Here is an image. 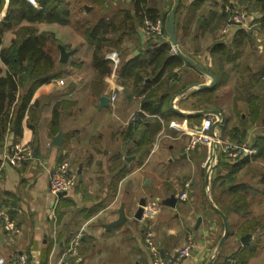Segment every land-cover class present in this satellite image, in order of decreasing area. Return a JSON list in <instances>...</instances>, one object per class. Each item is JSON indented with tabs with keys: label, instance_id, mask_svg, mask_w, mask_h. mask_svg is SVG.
Returning a JSON list of instances; mask_svg holds the SVG:
<instances>
[{
	"label": "crops",
	"instance_id": "crops-1",
	"mask_svg": "<svg viewBox=\"0 0 264 264\" xmlns=\"http://www.w3.org/2000/svg\"><path fill=\"white\" fill-rule=\"evenodd\" d=\"M27 1L37 6L35 0ZM154 1L163 11L168 10L165 29L173 10L178 49L211 75L183 58L184 62L171 70L173 75L166 71L151 85L174 88L164 114L149 113L145 127L135 129L124 125L123 117L139 110L142 96L127 87L114 109L109 102L101 103L106 84L92 66V46L75 29L77 18L66 23L22 19L17 25H30L38 33L52 35L54 40L46 45L55 59L56 74L34 89L21 133L15 134L10 128L0 131V154L6 145L18 142L29 145L33 154L18 166L0 169V264H17L14 256L20 254L26 264H152L145 225L134 217L141 201L145 206L157 202L156 214L145 221L151 223L148 229L164 256L174 255L190 235L191 252L180 264H207L210 258L211 264H237L239 257L244 264H264V218L259 217L264 211V197L246 205L245 210L250 211L247 215L238 214L232 207L225 214L213 200L219 193L213 185L217 176L227 174L233 164L243 160L253 164L257 159L246 154L231 159L205 144L187 151V136H178L168 127L170 120L192 126L211 115L215 135L255 148V138L264 135V0ZM7 4L4 0L0 20ZM112 4L111 8L115 7ZM83 6L85 11L79 16L95 19L101 15L86 13L93 8L91 0ZM230 10L242 11L245 16L227 32L223 27ZM107 16L112 18L114 11H107ZM143 27L142 20L114 49L121 62L139 57L147 48L150 39ZM14 30L3 33L0 48L11 43ZM216 44L224 47L213 50ZM60 45L71 52L65 62L60 61ZM7 72L0 59V76ZM212 78V86L201 87ZM60 79L63 84L58 83ZM210 88L213 96L209 108L198 98L200 90ZM92 113L102 116L92 118ZM160 133L165 139L159 138ZM209 156L212 168L208 174ZM63 160L75 172L76 182L56 198L48 190V180L52 169ZM171 167H176L175 173L183 171V179L189 184L180 191L205 198L198 210L188 208V201L181 199L169 183ZM236 177L237 182L253 185L260 173L244 171L240 175L238 171ZM233 195L225 198V204ZM171 197L175 200L169 202ZM121 211L123 220L112 225ZM210 212L217 223L214 218L206 219L211 218ZM2 214L14 230L5 226ZM225 223L228 235L219 245ZM243 226H248L246 231L241 230ZM78 232L82 235L76 253L67 255L70 240ZM244 235L248 238L242 240Z\"/></svg>",
	"mask_w": 264,
	"mask_h": 264
},
{
	"label": "trees",
	"instance_id": "trees-1",
	"mask_svg": "<svg viewBox=\"0 0 264 264\" xmlns=\"http://www.w3.org/2000/svg\"><path fill=\"white\" fill-rule=\"evenodd\" d=\"M35 1L37 6L27 0H8L6 13L0 20V46L4 31L15 29V36L11 43L0 48V59L8 68V72L4 76H0L1 132L10 128L15 134L21 133L22 119L25 112L29 110L27 105L34 89L56 74L54 71L55 59L46 45L49 41L54 40L52 35L48 32L38 33L37 29L30 25H17L22 19L66 23L75 9L85 11L83 5L86 0H75L72 8L68 7L67 0ZM91 1L93 8L86 13H91V16L95 13L101 15L95 19L83 15L78 16L74 21V26L92 46V66L100 77H104L111 71L110 62L105 58V54L112 51L111 49H118L123 35L133 33L135 27L145 18L152 20L160 18L163 22V31L167 36L164 22L168 10L163 11L154 0H117L113 8H111L113 4L108 0ZM3 3L4 0H0V9ZM107 11L108 13L114 11V16L108 19ZM223 47L224 44H216L213 50ZM183 62V57L171 51L168 39H150L147 48L139 57H133L124 62H121L119 58L116 71L118 81L125 87L124 92L127 87H130L135 95L142 96L139 108L141 111L139 115L142 118L135 126H128L129 128L135 129L144 126L145 118L149 113L164 114L174 88H166L161 83L155 87H151V85L158 83L166 71L173 75L171 72L173 67L181 65ZM147 78L149 79L145 80ZM211 89L213 88L200 90L201 96L198 98L199 101H206V107L209 108L213 96L212 93H209ZM17 94L18 100H16ZM261 116L264 117L263 113ZM55 119L56 117H53V122ZM253 145L256 149V154L253 156L255 159L261 160L262 163L259 167L253 168L251 166L253 164L243 160L233 164L231 171L223 176H217L213 181V185L219 192L218 195L213 196V200L215 199L214 201L218 203L217 206L225 214H227V209L232 207L238 214L247 215L250 211L245 210L246 205L250 204L253 199L259 202L264 197V135L257 136ZM242 168L251 172H259L260 179L253 185L237 182L236 173L240 172ZM238 191L243 193L239 194ZM231 193H234L232 201L225 204V198ZM212 214L213 212L209 213L211 216ZM246 227L248 226H243L241 230L246 231ZM243 260L242 257H239L237 264H244Z\"/></svg>",
	"mask_w": 264,
	"mask_h": 264
},
{
	"label": "built area",
	"instance_id": "built-area-1",
	"mask_svg": "<svg viewBox=\"0 0 264 264\" xmlns=\"http://www.w3.org/2000/svg\"><path fill=\"white\" fill-rule=\"evenodd\" d=\"M29 1L33 2V0ZM108 1H110L111 3H115L117 0ZM244 16L245 14L242 11L239 12L230 10L225 19V25L223 27L224 31L228 32L230 26H232L236 22L241 23ZM143 22V31L148 39L169 40L168 34L166 36L163 31V22L160 18H156L154 20L145 18ZM171 51L176 53L175 48L172 45ZM105 58L109 60L111 66L110 73L106 74L103 77V80L106 84L105 94L109 98L111 108L114 109L118 96L124 92L125 87L118 81L116 71L119 64L118 53L114 50L109 51L105 54ZM58 83L63 84V80L60 79ZM139 113H141L140 109L136 112L131 113L129 117L124 120L123 124L126 126H135L138 120L142 118ZM212 125L213 117L211 115L203 116L199 123L192 126H188L185 123L178 122L177 120H171L168 123V127L175 130L178 133V136H182L183 134L187 136L185 145V149L187 151L194 150L200 145L205 144L213 150L218 149L224 153H227L231 159H235L241 154H246L250 157L256 154V149L254 147H249L244 144L231 143L215 135L212 132ZM214 152L217 151L215 150ZM32 156V148L25 143L18 142L15 144L6 145L0 154V169L6 165L18 166L25 162L27 159L32 158ZM211 164L212 156H209L206 164L208 174L210 173L209 171L212 168ZM75 182V172L72 171L69 162L67 160H63L52 169L50 178L48 180V190L57 198L59 192L70 190ZM185 187L188 188L189 184L186 183ZM186 195L187 191L184 190L179 194V197L181 199H185ZM157 210V202L151 201L148 206H143L141 218H139L138 220L143 221L146 218L152 217L156 214ZM3 216H5L3 220L5 226L10 230H14V228L12 227V223L8 219V217L5 214H2V217ZM81 235L82 234L78 232L72 237L66 251L67 255H74L76 253ZM145 240L149 245L152 254V264H180L183 258L190 254L193 246V239L191 237H188V241L184 246H182V248H179L174 255L166 257L162 254L157 244L154 242V233L151 229L147 230ZM14 259L16 260L17 264H26L25 256L23 254L14 256Z\"/></svg>",
	"mask_w": 264,
	"mask_h": 264
},
{
	"label": "water",
	"instance_id": "water-1",
	"mask_svg": "<svg viewBox=\"0 0 264 264\" xmlns=\"http://www.w3.org/2000/svg\"><path fill=\"white\" fill-rule=\"evenodd\" d=\"M173 13H174V12H173V10H172L171 14H170L169 17H168V21H167V25H166V31H167V34H168V36H169L170 44L175 48V52H176L177 54H179L181 57H183L186 61L192 63L194 66H196L197 68H199L201 71H203V72H205V73H207V74H210L207 70H205L203 67L199 66L197 63L193 62V60H192L191 58H189L188 56H186L185 54H183V53L178 49V47H177V45H176V37H175V32H174V19H173ZM59 50H60V61L65 62V61L67 60V58H68V56L70 55L71 52L65 50V48H64L62 45L59 46ZM210 75H211V74H210ZM214 81H215L214 78H212V81H211L210 83H208V84H201V87H210V86H212V85L214 84ZM100 101H101L102 104H105V103L109 102V98H108V96H107L106 94H104L103 96H101ZM204 112H205V113H214V114H218V113H219L217 110H205ZM65 192H66V191L59 192V193H58V196H61V195L65 194ZM171 200H175V198H174V197H171L169 202H171ZM143 203H144V201H141V206L138 208V210H137V211L135 212V214H134V217H135L136 219L141 218L142 208H143V206H144ZM122 220H123V213H122V211H121V212H120L119 219L116 220V221H114V222L112 223V225L117 224V223H119V222L122 221ZM227 235H228V228H227V224L225 223V230H224V233H223V235H222V237H221V239H220L219 245H222L223 240H224V238H225ZM244 238L247 239L248 236H247V235H244L241 239L243 240ZM212 260H213V258H210V260H208L207 264H211V261H212Z\"/></svg>",
	"mask_w": 264,
	"mask_h": 264
},
{
	"label": "rangeland",
	"instance_id": "rangeland-1",
	"mask_svg": "<svg viewBox=\"0 0 264 264\" xmlns=\"http://www.w3.org/2000/svg\"><path fill=\"white\" fill-rule=\"evenodd\" d=\"M68 2H69V4H68V7H70V8H72L73 7V3H74V0H67ZM81 13V11H78V10H74L73 11V15H72V17H71V19H73V18H76V17H78L79 16V14ZM5 32V31H4ZM56 43V42H55ZM54 50V49H53ZM111 50H113V49H111ZM116 51V50H115ZM117 53H118V51H117ZM132 113V111L130 112V113H128L127 115H125L123 118L126 120L128 117H129V115ZM93 115V113L92 114H90V116L92 117V118H97V117H101L102 116V114H97L96 113V115L95 116H92ZM165 136V134H162V133H160L159 134V138H163V139H165V137H163V136ZM183 136V135H182ZM262 163H261V160H257V162L256 163H253V165H251L253 168H256V167H259L260 165H261ZM167 169L169 170V167L167 166ZM167 169H166V171H167ZM175 169H176V167L175 168H172L171 167V175H170V178H169V183H171L173 186H174V188H175V190L178 192V193H181L182 191H180L181 190V187L183 186V185H185L186 183H188V182H185V179H183V178H185V176L183 175V171H177V173H175ZM244 171H248L246 168H244V169H242L241 171H240V175H243V172ZM183 175V176H182ZM237 176H239V175H237ZM185 183V184H184ZM182 184V185H181ZM180 191V192H179ZM187 201H188V203H187V206H188V208H192V209H194L195 211L196 210H198L199 209V206H200V204H199V202L200 201H202V200H204L205 198H202V197H200V196H198V198H196L192 193H190V192H188L187 193V195H186V198H185ZM215 200V199H214ZM203 202V201H202ZM209 217H211V218H208V217H206V219H208V220H212L213 218H214V221H216L215 219V217L216 216H214V214L211 216V215H209ZM259 217H260V219L262 220L263 218H264V211L263 212H261L260 211V214H259ZM146 219H144L143 221H141V222H143V224L145 225V230H144V234H145V236H146V232H147V230H148V228L149 227H151L152 225H151V223L150 222H146L145 221ZM146 223V224H145ZM216 223H217V221H216ZM220 225V224H219ZM219 232H222V226H219ZM188 237H191L190 235H188L187 236V238H186V241H185V243L188 241ZM192 238V237H191ZM193 239V238H192ZM154 242H155V238H154ZM185 243H184V245H185Z\"/></svg>",
	"mask_w": 264,
	"mask_h": 264
}]
</instances>
